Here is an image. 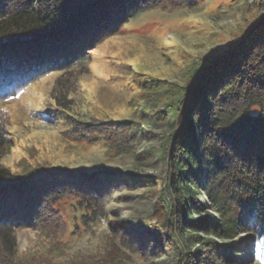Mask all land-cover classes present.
<instances>
[{
  "label": "trees",
  "instance_id": "obj_1",
  "mask_svg": "<svg viewBox=\"0 0 264 264\" xmlns=\"http://www.w3.org/2000/svg\"><path fill=\"white\" fill-rule=\"evenodd\" d=\"M190 4L0 0V99L16 95L25 83L51 71L62 73L57 83L63 86L64 74L82 70L90 50L134 15L153 7ZM189 72L187 85L171 89L164 111L171 129L162 149L167 171L158 177V224L146 231L165 251L163 264H246L233 240L240 232L262 234L264 228V13L225 52L201 59ZM6 115L0 111V157L10 142ZM111 126L129 137L118 144L123 151L142 132L134 120ZM71 172L40 168L21 174L0 162V264H24L17 260L16 232L42 227L65 195L83 198L93 219L103 212L100 188L112 178L100 175L96 167ZM83 259L64 264L126 260L115 248L103 250L96 259Z\"/></svg>",
  "mask_w": 264,
  "mask_h": 264
},
{
  "label": "rangeland",
  "instance_id": "obj_2",
  "mask_svg": "<svg viewBox=\"0 0 264 264\" xmlns=\"http://www.w3.org/2000/svg\"><path fill=\"white\" fill-rule=\"evenodd\" d=\"M263 13L260 0L153 7L91 49L82 70L64 72L63 86L57 83L62 73L51 71L0 99L10 131L2 165L21 174L40 168L80 174L96 167L112 178L100 188L104 210L97 218L83 198L68 194L42 227L19 229L17 260L64 264L115 248L124 264H163L165 251L146 230L158 224L161 208L158 177L167 171L162 149L171 133L164 118L171 89L187 85L195 63L225 52ZM133 120L142 132L123 151L118 144L128 136L111 123ZM258 231L233 240L246 264H264V228Z\"/></svg>",
  "mask_w": 264,
  "mask_h": 264
}]
</instances>
